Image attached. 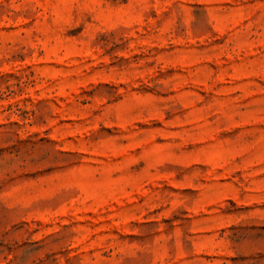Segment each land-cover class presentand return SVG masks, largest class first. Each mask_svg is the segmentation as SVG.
Instances as JSON below:
<instances>
[{"label": "rangeland", "instance_id": "obj_1", "mask_svg": "<svg viewBox=\"0 0 264 264\" xmlns=\"http://www.w3.org/2000/svg\"><path fill=\"white\" fill-rule=\"evenodd\" d=\"M0 264H264V0H0Z\"/></svg>", "mask_w": 264, "mask_h": 264}]
</instances>
